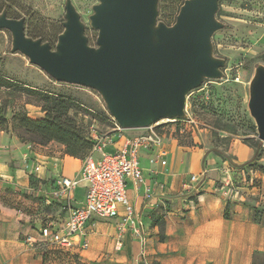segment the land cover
I'll list each match as a JSON object with an SVG mask.
<instances>
[{"label": "crops", "instance_id": "1", "mask_svg": "<svg viewBox=\"0 0 264 264\" xmlns=\"http://www.w3.org/2000/svg\"><path fill=\"white\" fill-rule=\"evenodd\" d=\"M108 133L107 151L114 152L122 149L127 139L143 132L126 140L115 129ZM171 139L163 135L166 165L160 160L151 163L157 149L141 148L138 157L144 180L138 186L132 182L127 186L128 196L139 214L141 209L152 211L163 200L170 201L169 211L164 216L165 239L160 240L155 235L149 240L146 236L144 245L128 228L119 246L117 224L120 218L95 217V227L88 225L87 236L80 238L88 242V247L75 245L70 250L80 255V261L91 264V260L100 259L93 251L85 254L96 243L108 248L106 257L109 259L102 264H139V254L145 253L141 247H147L149 260L159 264H253L256 254L264 255V216L261 221L256 220V213L264 212V171L258 169L255 174L259 186L250 188L245 184L241 195L225 197L220 184L230 162H217L216 167L210 162L209 170H204L203 150L183 151L171 145ZM232 154L239 166L253 161L255 155L248 144L239 141L233 144ZM25 156H28L29 166ZM82 164V158L66 153L65 144L22 141L18 134L0 129V264H53L48 259L51 252L45 247L46 243L40 242V229L49 223L62 227L68 220L70 205H84L87 182L80 181L69 200L49 196L59 177H80ZM35 165H40L39 171H33ZM213 169L217 170L218 179L211 176L209 171ZM193 174L202 177L196 184L197 189L178 197L184 182L190 181ZM149 188L154 193L152 199L146 196ZM47 197L50 199L46 200ZM228 202H231L229 219L225 215ZM44 206L51 210L44 212ZM120 212H124L123 207ZM141 216L143 219V214ZM29 237L36 242H29Z\"/></svg>", "mask_w": 264, "mask_h": 264}, {"label": "rangeland", "instance_id": "2", "mask_svg": "<svg viewBox=\"0 0 264 264\" xmlns=\"http://www.w3.org/2000/svg\"><path fill=\"white\" fill-rule=\"evenodd\" d=\"M183 1L159 0L158 19L174 24ZM65 2L66 0H0V11L6 9L12 18L25 17L27 35L49 41L55 47L58 36L64 30L62 22L66 13ZM97 2L98 0H73L93 45L96 44L98 31L92 27L89 16L93 13L92 6ZM220 4L217 17L225 23V27L214 33L213 44L215 54L226 59L225 76L222 79L206 80L201 87L188 94L186 110L189 119L183 122L163 119L153 123L151 127L167 139L171 137V145L181 147L183 151L203 150L204 170L208 169L210 162L214 167L217 162L228 161L234 164L232 147L236 141L248 144L253 149L258 164L264 166V141L258 139L257 125L248 109L250 82L257 65L264 64V0H220ZM12 41L11 32L1 29L0 75L12 85L0 86L1 130L18 134L31 142L34 136L20 127L19 117L27 114L30 118L42 119L47 115L44 110L45 101L35 94H29L25 88L72 98L75 102L70 113L82 126L90 128L94 123L101 133L114 130L112 115L96 90L55 81L46 71L32 64L27 56L20 52L13 53ZM147 128H123L120 132L126 140L147 131ZM209 172L213 178L218 179L217 170ZM153 194L147 198L152 199ZM180 196L181 193L178 194ZM169 204L170 201L163 200L152 211L140 210V215L143 214L144 235L149 240L155 235L160 240L165 239L164 216L169 211ZM49 210L50 207L44 206V212ZM45 247L51 252L48 259L53 264H87L80 261L79 254L61 250L51 243ZM141 248L145 253L140 251L137 263L159 264L149 260L147 247ZM107 249L103 247V243H96L85 254L91 251L98 253L100 259L96 262L102 264L109 259L106 257L109 254ZM262 258L263 255L260 259ZM96 262L90 261L91 264Z\"/></svg>", "mask_w": 264, "mask_h": 264}, {"label": "water", "instance_id": "3", "mask_svg": "<svg viewBox=\"0 0 264 264\" xmlns=\"http://www.w3.org/2000/svg\"><path fill=\"white\" fill-rule=\"evenodd\" d=\"M159 0H98L89 19L98 31L90 43L86 24L66 0L64 30L55 47L26 33L25 17L0 11V30L55 81L96 90L121 128L151 127L188 116V94L206 80L225 76L226 59L215 54L220 0H184L172 25L159 20ZM248 109L264 141V64L249 85Z\"/></svg>", "mask_w": 264, "mask_h": 264}, {"label": "built area", "instance_id": "4", "mask_svg": "<svg viewBox=\"0 0 264 264\" xmlns=\"http://www.w3.org/2000/svg\"><path fill=\"white\" fill-rule=\"evenodd\" d=\"M189 119H173L174 121H185ZM115 130L122 131L118 123L112 116ZM93 148L90 153L84 157L81 167V176L75 179L61 176L57 179L51 198L68 199L79 185L80 181L87 182V194L84 205L73 207L70 205L68 220L60 228L49 223L40 229L41 240L43 243H51L61 250H71L75 245H81L82 248L88 247L86 240L81 241V237L87 236L88 225L93 229L95 222L93 218L112 219L120 218L117 224L119 233L118 245H121V238L125 231L130 228L138 236L143 244L146 237L143 232V219L139 214L134 203L128 196V183L132 182L138 186L144 180V173L140 166L139 151L141 148L157 149L156 158L152 162L161 161L163 165L167 164V150L164 146L163 136L153 127L147 128V131L138 134V136L126 140L122 149L114 152L107 151L110 142L109 133H101L94 123L90 126ZM97 153L98 157L94 154ZM27 166L30 162L28 156H25ZM40 165H35L33 171H39ZM257 170L247 167L241 170L244 183L258 186L255 184ZM201 175L193 174L190 181L183 184L181 191L182 197L190 191L197 189L196 184L201 180ZM221 189L225 197L230 198L233 195H241L240 189L234 183L233 170L229 167L224 169V175L221 179ZM152 190H147L146 196L150 197ZM47 197L46 200L50 198ZM124 208L121 213L120 209ZM92 222V223H91ZM29 242L35 243L32 237Z\"/></svg>", "mask_w": 264, "mask_h": 264}, {"label": "trees", "instance_id": "5", "mask_svg": "<svg viewBox=\"0 0 264 264\" xmlns=\"http://www.w3.org/2000/svg\"><path fill=\"white\" fill-rule=\"evenodd\" d=\"M0 86L11 87L12 85H10L8 79L0 75ZM25 90L29 94H35L38 98L45 101L44 110L47 114L42 119L30 118L27 114H23L19 117L20 127L26 130L27 133L34 136L31 142L34 141L40 144H47V142L56 141L61 144H65L66 153L68 155L84 159V157L92 150L94 143L91 138L90 128H88V126H82L80 122H78V120L70 113L75 101L64 95L55 96L38 89L25 88ZM20 138L22 141H27V139L22 136H20ZM256 159L257 158L254 157L253 161L245 163L243 166H239L236 163H230L229 167L233 170L234 183L240 190L245 186V184H248L243 182L241 174L242 169L251 167L256 170L262 169L264 171V166L262 164H258ZM255 184L258 186L260 185L258 179L255 180ZM248 186L250 188L252 187L251 184H248ZM230 208L231 202H228L225 211L226 218L228 219L231 218ZM263 213V210L256 213L257 221L262 220L264 216ZM262 255L256 254L253 259V264H264V255L263 258L260 259Z\"/></svg>", "mask_w": 264, "mask_h": 264}]
</instances>
